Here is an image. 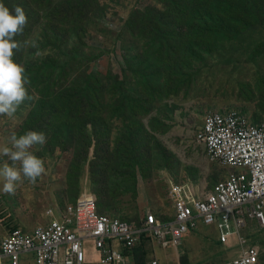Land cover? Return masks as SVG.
Here are the masks:
<instances>
[{
    "label": "rangeland",
    "instance_id": "1",
    "mask_svg": "<svg viewBox=\"0 0 264 264\" xmlns=\"http://www.w3.org/2000/svg\"><path fill=\"white\" fill-rule=\"evenodd\" d=\"M182 1L190 16L187 68L180 72L176 61L152 77L159 71L160 49L127 22H166L160 0H2L9 9L24 8L28 24L17 39L32 40L37 48L14 57L25 67L34 100L21 107L15 122L0 116V144L29 130L44 132L47 143L32 149L45 164L41 177L17 182L12 194L0 190V242L12 228L48 223L45 210L75 203L81 190L95 193L101 213L140 223L149 211L172 212L167 179L208 189L227 177L195 137L210 112L242 113L264 124V8L232 0L227 9L242 10L245 29L226 40L219 29L230 17L223 15L219 27L211 10L208 22L218 29L203 33L199 12ZM36 50L42 53L38 57ZM95 81L96 89L103 87L96 110L86 105ZM5 159L0 157V164ZM126 176L131 181L124 182ZM110 190L121 195L110 198ZM209 228L204 235L191 232L195 244L185 245L184 238L173 255L145 241L133 252L136 264L228 260L238 248L217 251L219 233ZM263 232L247 238L260 249L259 264H264Z\"/></svg>",
    "mask_w": 264,
    "mask_h": 264
},
{
    "label": "built area",
    "instance_id": "2",
    "mask_svg": "<svg viewBox=\"0 0 264 264\" xmlns=\"http://www.w3.org/2000/svg\"><path fill=\"white\" fill-rule=\"evenodd\" d=\"M195 138L230 171L208 194L189 203L175 186L171 213L149 211L136 223L101 213L95 194L81 191L75 203L47 208L48 223L7 231L0 242L5 264H136L133 252L143 242L177 248L187 234L209 227L219 233L221 252V246L239 250L218 264H259L260 249L247 238L264 230V124L242 113L210 112Z\"/></svg>",
    "mask_w": 264,
    "mask_h": 264
},
{
    "label": "clouds",
    "instance_id": "3",
    "mask_svg": "<svg viewBox=\"0 0 264 264\" xmlns=\"http://www.w3.org/2000/svg\"><path fill=\"white\" fill-rule=\"evenodd\" d=\"M27 24L28 17L22 6L15 5L9 9L0 0V116H6L13 122L16 121L21 107L34 100L27 87L31 81L25 73V67L14 58L18 52L29 47L37 48V44L32 40L17 39L24 35ZM41 54L39 50L34 53L37 57ZM46 143L44 132L29 130L20 136L13 134L7 143L0 144V157L7 158L0 164V182L3 185L0 190L12 194L17 182L27 180L35 183L41 177L45 164L32 149L36 145L43 146Z\"/></svg>",
    "mask_w": 264,
    "mask_h": 264
},
{
    "label": "trees",
    "instance_id": "4",
    "mask_svg": "<svg viewBox=\"0 0 264 264\" xmlns=\"http://www.w3.org/2000/svg\"><path fill=\"white\" fill-rule=\"evenodd\" d=\"M163 4V9H160L163 14L160 18L165 20L163 21H153L143 26L138 24L135 26L134 22L128 21V26L131 25L133 31L137 33L141 38L149 39L154 45H158L160 49L158 54V65L159 71L156 73H148L152 77H160L161 72L165 71V67L176 61L180 63V72L187 68L186 61V47H187V32L188 30L186 23L190 20V16L187 18V11L182 0H160ZM189 5L193 7L195 12H199L200 20L198 19L199 27L203 28L201 32H211L212 30L218 29L210 26L208 20L212 17V11L215 9L216 14L220 19V25H222V16L227 15L230 17L226 20V26L220 28L221 34L224 35L226 40H231L235 35H239L244 29L245 26L242 25L243 20L241 18L240 11H233L232 9H227L232 4V0H188ZM250 3H255L260 8H264V0H249ZM218 8H221L218 10ZM221 10V11H220ZM261 15L263 16L262 22H264V9L261 10ZM133 18V17H131ZM172 21V22H171ZM201 21V22H200ZM217 22V21H216ZM251 25V24H250ZM212 47V46H211ZM149 70V69H146ZM92 88L88 93V98L86 100V105L92 109H97L99 105L98 92L96 89L97 81L91 84ZM124 182L131 181V178L128 176L124 177ZM107 196L110 198L115 197V191H107ZM103 195V194H102ZM121 195V194H120ZM117 195V196H120ZM116 196V197H117Z\"/></svg>",
    "mask_w": 264,
    "mask_h": 264
},
{
    "label": "crops",
    "instance_id": "5",
    "mask_svg": "<svg viewBox=\"0 0 264 264\" xmlns=\"http://www.w3.org/2000/svg\"><path fill=\"white\" fill-rule=\"evenodd\" d=\"M220 164V163H219ZM221 165V164H220ZM222 166V165H221ZM222 167H224V166H222ZM227 171H228V173H230V171L227 169V168H225ZM228 176V175H227ZM167 182H168V186H169V191H168V195H170V192L173 190V188L175 187V186H179L180 187V194H181V196L187 201V202H189V203H192L193 201H195L196 199H200L201 198V193L203 192V195H206V194H208L210 191H211V189L213 188V186L215 185H212V187H210V188H208V189H205L204 187H198V186H196V185H194L195 187H193L192 185L193 184H191V183H183V182H176V181H174V180H172L171 178H169V179H167ZM182 183L183 184H186L189 188H183L182 187ZM192 198V199H191ZM51 207H53V206H50L49 208H51ZM45 214V213H44ZM46 221H50L51 219H49V218H46L45 219ZM202 235H204V233L202 234ZM185 245H188L189 243H191V244H195V243H193V242H195V238L194 237H192L190 234H187L186 236H185ZM217 242V240H215L214 241V243H216ZM153 245H155L154 243H153ZM216 245H218V242L215 244V246ZM159 250H160V253L161 252H163V251H165L166 249H171L172 251H170L169 252V254H171V255H173V252H175L174 250L175 249H179V247H177V248H174V247H169V248H162V247H160V246H158V245H155ZM221 246V245H220ZM217 248H218V250L217 251H220L219 250V246H216ZM222 248V250H227L228 249V247L226 246H221ZM164 249V250H163ZM221 252V251H220ZM234 253L232 254V252H230L229 254H228V256H227V259H231V258H234V257H236L237 255H238V253H239V250H237V252L236 251H233ZM2 261H1V264H5V260L1 257L0 258Z\"/></svg>",
    "mask_w": 264,
    "mask_h": 264
},
{
    "label": "bare ground",
    "instance_id": "6",
    "mask_svg": "<svg viewBox=\"0 0 264 264\" xmlns=\"http://www.w3.org/2000/svg\"><path fill=\"white\" fill-rule=\"evenodd\" d=\"M192 199V198H191ZM1 258V257H0ZM0 261H2L1 259H0Z\"/></svg>",
    "mask_w": 264,
    "mask_h": 264
}]
</instances>
